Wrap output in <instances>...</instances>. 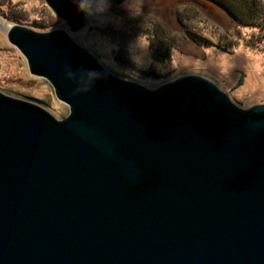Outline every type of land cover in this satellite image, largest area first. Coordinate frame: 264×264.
I'll return each instance as SVG.
<instances>
[{"label":"water","instance_id":"1","mask_svg":"<svg viewBox=\"0 0 264 264\" xmlns=\"http://www.w3.org/2000/svg\"><path fill=\"white\" fill-rule=\"evenodd\" d=\"M7 38L70 110L0 93V264H264V103L195 74L125 83L62 31Z\"/></svg>","mask_w":264,"mask_h":264},{"label":"rangeland","instance_id":"2","mask_svg":"<svg viewBox=\"0 0 264 264\" xmlns=\"http://www.w3.org/2000/svg\"><path fill=\"white\" fill-rule=\"evenodd\" d=\"M185 11L189 17L194 15L192 14L194 11L199 13L197 19H190L188 23L207 36L217 38L224 30L234 33V20L220 7L207 0H146L145 15L139 28L135 26L139 23L137 21L126 23L119 31L113 30L111 26L103 29L110 36L111 42L119 46V51L113 55L120 66L122 65L118 61L121 58L118 56L119 53L123 58L130 60L128 42L138 36L139 44L149 47V42L154 39L155 30H158L157 25L174 39L175 48L168 61L157 62L151 56V63L136 70L140 72L151 68L162 76L161 79L149 80L140 75L143 83H132L153 90L182 75L195 74L215 83L242 109L264 103V43L261 50H252L241 42L227 52L187 42L183 39V30L178 22V16ZM13 19L23 23L45 25L46 28L38 32L55 30L59 21V17L45 0H0V93L36 103L57 119L66 117L69 114V107L58 100L46 78L30 73L26 58L8 41V26L13 24L11 22ZM98 47L99 58L109 60L111 57L107 46ZM105 67L118 76L112 67ZM241 79L242 83L238 85Z\"/></svg>","mask_w":264,"mask_h":264},{"label":"clouds","instance_id":"3","mask_svg":"<svg viewBox=\"0 0 264 264\" xmlns=\"http://www.w3.org/2000/svg\"><path fill=\"white\" fill-rule=\"evenodd\" d=\"M75 6L77 14H82L83 25L78 29H73L72 25L60 17L55 30L62 31L77 47L84 49L89 54L97 57V63L102 67L110 66L125 83H143L140 74L136 69H129L120 66L115 60L114 52L119 51V46L111 42L110 36L103 29L111 26L113 30H121L126 23H136L140 27V22L145 15L146 0H71ZM114 8L116 10H114ZM95 45V46H94ZM99 45L107 46L110 55L109 60L100 59ZM127 51L129 58L136 68H145L151 63L150 47L141 46L137 38L128 42ZM69 66L65 65V69ZM68 77H73L74 73L66 71ZM104 73L92 70H82V79L78 84L82 87L74 88L71 95L75 96L80 92L91 90L92 83L101 78ZM86 76V79L83 77Z\"/></svg>","mask_w":264,"mask_h":264},{"label":"trees","instance_id":"4","mask_svg":"<svg viewBox=\"0 0 264 264\" xmlns=\"http://www.w3.org/2000/svg\"><path fill=\"white\" fill-rule=\"evenodd\" d=\"M207 1L220 7L234 20V33L229 30H224V32L217 38L207 36L201 30L193 28L188 23L190 19H197L199 13L194 11L192 12L194 15L189 17L188 13L185 11L182 14L183 17L182 15L178 16V22L183 30V39L187 42H193L201 47H215L227 52L233 49V47L238 46L241 42H243L247 48H251L252 50L262 49V44L264 43V0ZM19 19L24 20L22 18ZM11 22L13 24H20L29 27L35 31L46 28L42 23H23V21H18L16 19H13ZM157 26L158 30H155L154 39L149 42V47L152 52L151 56L157 62L168 61L175 48L174 39L171 38L163 28L159 25ZM118 56L121 57L120 59H117L124 68L138 70L129 59L123 58L120 53ZM139 73L141 77L149 80H159L162 77L157 71H154L151 68L142 70Z\"/></svg>","mask_w":264,"mask_h":264}]
</instances>
